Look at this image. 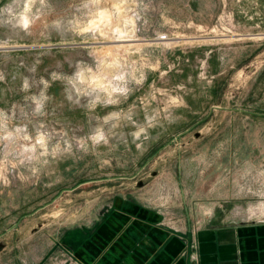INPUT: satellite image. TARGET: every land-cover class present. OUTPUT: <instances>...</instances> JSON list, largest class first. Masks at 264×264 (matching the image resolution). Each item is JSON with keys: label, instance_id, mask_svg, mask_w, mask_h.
<instances>
[{"label": "rangeland", "instance_id": "rangeland-1", "mask_svg": "<svg viewBox=\"0 0 264 264\" xmlns=\"http://www.w3.org/2000/svg\"><path fill=\"white\" fill-rule=\"evenodd\" d=\"M263 155L264 0H0V264H78L121 200L264 218Z\"/></svg>", "mask_w": 264, "mask_h": 264}, {"label": "crops", "instance_id": "crops-1", "mask_svg": "<svg viewBox=\"0 0 264 264\" xmlns=\"http://www.w3.org/2000/svg\"><path fill=\"white\" fill-rule=\"evenodd\" d=\"M261 164L264 188V155ZM61 241L78 264H264V218H212L173 230L160 212L125 200L93 230L77 226Z\"/></svg>", "mask_w": 264, "mask_h": 264}, {"label": "bare ground", "instance_id": "bare-ground-1", "mask_svg": "<svg viewBox=\"0 0 264 264\" xmlns=\"http://www.w3.org/2000/svg\"><path fill=\"white\" fill-rule=\"evenodd\" d=\"M108 13H104V11H100L95 18H93L91 21H90V24L88 26V29H91L93 27H98L101 29V31H104V32H108ZM22 22L23 24L26 26V25H30L31 22H30V19L28 17L27 14H24L23 17H22ZM125 30V27L124 28H121L120 29V34ZM113 41H127V39H119V38H115L113 39ZM132 43V42H131ZM126 44V43H125ZM124 43L123 44H114L112 45V48L111 50L112 51H119L121 48L127 46L125 45ZM130 45V44H129ZM140 46V45H139ZM109 49V48H108ZM122 65L121 61L119 59H116L114 60L112 63H111V67H113V69L115 70H118L120 68V66ZM95 83L96 84H105L104 83V80L103 78H100V77H96L95 78ZM254 212V214H257V215H264V203L258 207L257 209H253L252 210Z\"/></svg>", "mask_w": 264, "mask_h": 264}]
</instances>
